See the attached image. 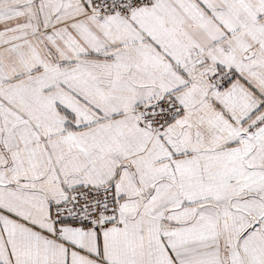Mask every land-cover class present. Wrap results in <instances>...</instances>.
I'll use <instances>...</instances> for the list:
<instances>
[{
    "label": "snow or ice",
    "instance_id": "1",
    "mask_svg": "<svg viewBox=\"0 0 264 264\" xmlns=\"http://www.w3.org/2000/svg\"><path fill=\"white\" fill-rule=\"evenodd\" d=\"M0 264H264V0H0Z\"/></svg>",
    "mask_w": 264,
    "mask_h": 264
}]
</instances>
